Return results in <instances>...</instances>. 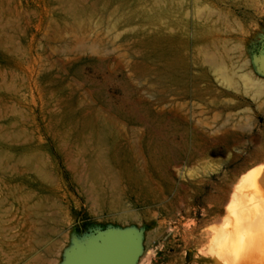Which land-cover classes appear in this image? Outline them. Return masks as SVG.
<instances>
[{"label": "rangeland", "instance_id": "obj_1", "mask_svg": "<svg viewBox=\"0 0 264 264\" xmlns=\"http://www.w3.org/2000/svg\"><path fill=\"white\" fill-rule=\"evenodd\" d=\"M73 1L0 0V264L110 229L137 264H215L264 166V0Z\"/></svg>", "mask_w": 264, "mask_h": 264}, {"label": "bare ground", "instance_id": "obj_2", "mask_svg": "<svg viewBox=\"0 0 264 264\" xmlns=\"http://www.w3.org/2000/svg\"><path fill=\"white\" fill-rule=\"evenodd\" d=\"M197 1L193 0L194 3ZM179 3L182 6L184 0ZM61 4L73 15L81 11L73 0H61ZM222 75L225 82L232 83L227 71ZM255 91L256 98L264 97V83L257 85ZM248 180L235 187L230 197L227 225L215 230L211 237L210 251L215 254V264H264V166Z\"/></svg>", "mask_w": 264, "mask_h": 264}, {"label": "water", "instance_id": "obj_3", "mask_svg": "<svg viewBox=\"0 0 264 264\" xmlns=\"http://www.w3.org/2000/svg\"><path fill=\"white\" fill-rule=\"evenodd\" d=\"M264 69V53L261 58ZM141 237L134 229H110L91 238L86 244L76 243L68 251L64 264H137Z\"/></svg>", "mask_w": 264, "mask_h": 264}]
</instances>
